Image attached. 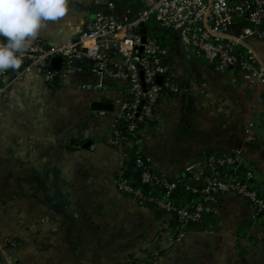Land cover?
Returning <instances> with one entry per match:
<instances>
[{"label": "crops", "instance_id": "obj_1", "mask_svg": "<svg viewBox=\"0 0 264 264\" xmlns=\"http://www.w3.org/2000/svg\"><path fill=\"white\" fill-rule=\"evenodd\" d=\"M144 0H68L31 42L79 39L98 18L136 15ZM165 34V33H164ZM179 87L143 129L144 157L169 179L210 154L241 153L258 171L264 197V85L222 72L164 35ZM255 47L264 62V42ZM10 74L0 103V264H264V218L230 194L215 223L194 225L175 242L173 219L139 205L116 185L131 154L110 143L113 112L126 85L65 77L51 88L36 71ZM87 87H90L89 89ZM113 111H94L93 103ZM191 176V175H190Z\"/></svg>", "mask_w": 264, "mask_h": 264}, {"label": "built area", "instance_id": "obj_2", "mask_svg": "<svg viewBox=\"0 0 264 264\" xmlns=\"http://www.w3.org/2000/svg\"><path fill=\"white\" fill-rule=\"evenodd\" d=\"M149 22L159 27L154 36L150 35ZM143 27L147 28L145 43ZM160 31L176 35L187 51L219 71L237 72L264 85V62L255 47L256 42H264V0H144L143 9L133 17L124 21L98 18L87 24L74 42H31L22 53L19 68L0 73V103L8 90L6 79L15 72L20 78L36 70L47 84L69 76H96L124 83L132 98L125 97L116 104L110 143L130 154L137 145L136 168L145 171L137 188L124 179V171L116 185L139 205L153 204L170 216L174 214L176 223L171 235L175 242H180L194 225L203 221L204 213L216 210L220 195L230 194L246 201L255 215L264 213V197L257 184V169L239 152L208 155L189 169L191 177L186 182L180 176L167 178L144 160L140 124L157 121L158 105L165 98V91H179L169 59L170 49L158 37ZM57 57L62 58L59 71L52 66ZM158 77H163L162 83H157ZM121 122L129 123L125 137L118 129ZM178 184L195 196L192 203L177 206L170 199ZM149 186L152 193L147 195ZM125 264L144 263L132 257Z\"/></svg>", "mask_w": 264, "mask_h": 264}, {"label": "clouds", "instance_id": "obj_3", "mask_svg": "<svg viewBox=\"0 0 264 264\" xmlns=\"http://www.w3.org/2000/svg\"><path fill=\"white\" fill-rule=\"evenodd\" d=\"M68 11V0H0V73L21 65V56L49 20Z\"/></svg>", "mask_w": 264, "mask_h": 264}, {"label": "trees", "instance_id": "obj_4", "mask_svg": "<svg viewBox=\"0 0 264 264\" xmlns=\"http://www.w3.org/2000/svg\"><path fill=\"white\" fill-rule=\"evenodd\" d=\"M161 33L162 32L159 33V36L158 37L160 38V40L163 43V45L166 47L168 45V43H167V41L163 37L165 34L164 33L161 34ZM85 74L86 75H90V73L88 71H86ZM156 81H157V83H162L163 82V77L162 78L161 77H158L156 79ZM57 85H58L57 82H54V83L49 84V86L51 88H56ZM174 95H175L174 93L169 92V91H165V93H164V97H167V96L173 97ZM131 98H132V96L126 92V99H129L130 100ZM144 104H145V101H142L141 105H144ZM148 124L149 125H152V123H149V122H148ZM128 125H129L128 122H121L118 125V129L122 132V137H125V136L128 135V133H127ZM149 125H147V123L144 122V123L140 124V128L145 129ZM136 150H137V145H135L133 147V150L131 152V157H130V159L128 161L127 167L124 170V174H123L124 179L128 180L129 183L131 184V186L132 187H135V188L141 186L142 173H143V171H145V169H143V168H136V158H137ZM144 160H146L145 157H144ZM190 177L191 176L189 174H187V173L180 175L181 180H183L185 182L186 181H189ZM151 188H152V186H149L147 188V190L145 191V193L147 195H150L152 193ZM194 197L195 196L193 194H191L188 191H185L183 189V187L178 184L177 187L173 190L170 199L177 206H182L185 203H189V202L192 203ZM148 205H153V204H149L148 203ZM165 214L168 215V216H170L168 213H165ZM170 217L173 219V223L175 224L176 223L175 222V219H174L175 218V215L172 214V216H170ZM256 217L264 218V213L258 214V215H256ZM202 223H204V221H201V223H199V224H202ZM199 224H197V225H199Z\"/></svg>", "mask_w": 264, "mask_h": 264}, {"label": "water", "instance_id": "obj_5", "mask_svg": "<svg viewBox=\"0 0 264 264\" xmlns=\"http://www.w3.org/2000/svg\"><path fill=\"white\" fill-rule=\"evenodd\" d=\"M142 33L144 34V36L142 38V43H145L146 39H147V28L146 27L142 28ZM0 41H2V38H0ZM141 50H142V48H141ZM52 66L55 70L59 71L61 69V66H62V58H60V57L54 58L52 61ZM92 109L94 111L111 112V111H113L114 107L111 103L96 102V103H93ZM202 220L209 222V223H215L216 217L212 214L204 213L202 215Z\"/></svg>", "mask_w": 264, "mask_h": 264}, {"label": "rangeland", "instance_id": "obj_6", "mask_svg": "<svg viewBox=\"0 0 264 264\" xmlns=\"http://www.w3.org/2000/svg\"><path fill=\"white\" fill-rule=\"evenodd\" d=\"M148 28H149V32L151 36H154V30H158L159 27L157 26V24L155 22H149L147 24ZM161 32V31H160ZM162 34V33H161Z\"/></svg>", "mask_w": 264, "mask_h": 264}]
</instances>
